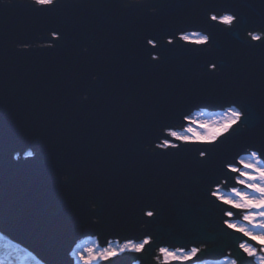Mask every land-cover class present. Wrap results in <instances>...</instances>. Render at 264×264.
Wrapping results in <instances>:
<instances>
[{"label": "water", "instance_id": "water-1", "mask_svg": "<svg viewBox=\"0 0 264 264\" xmlns=\"http://www.w3.org/2000/svg\"><path fill=\"white\" fill-rule=\"evenodd\" d=\"M28 2L0 5V231L48 264H61L73 238L96 237L107 246L108 239L123 242L139 231H151L162 245L207 248L206 260L224 259L234 241L221 231L220 209L226 206L214 198L210 203L209 193L219 185L228 191L240 186L226 163L264 148V52L214 33L211 54L186 52L194 46L185 44L165 52L153 68L143 57L142 37L180 27L199 30L205 6L232 9L257 27L261 0H150L160 7L155 19L121 11L117 0H62L56 13L43 17L24 8ZM50 27L67 33L60 48L37 45L30 54H14L16 39ZM167 39L165 47L172 48ZM85 44L86 57L80 54ZM209 59H221L223 71L205 75ZM233 101L250 113L247 132L217 145L182 144L188 151L176 155L141 150L151 140L149 153L175 152L155 148V137L168 130L162 125L183 129L189 123L181 113L219 112ZM202 147L211 154L198 165L195 150ZM29 149L37 158H20L19 165L8 155ZM225 176L233 178L225 184ZM85 194L103 205L99 229L80 217ZM145 204L159 209L151 225L139 223ZM87 207L100 211L94 200ZM156 256L153 249L141 264H158Z\"/></svg>", "mask_w": 264, "mask_h": 264}, {"label": "snow or ice", "instance_id": "snow-or-ice-1", "mask_svg": "<svg viewBox=\"0 0 264 264\" xmlns=\"http://www.w3.org/2000/svg\"><path fill=\"white\" fill-rule=\"evenodd\" d=\"M5 0H0L3 5ZM9 6L12 0H8ZM264 4V0H261ZM119 9L126 13L143 12L149 19H155L160 14V7L150 2V0H117ZM139 6V7H133ZM30 13L35 16L43 17L56 13L62 7V0H29L23 5ZM203 27L199 30H186L183 27L171 31H165L160 35L147 34L142 37V54L151 67H159L163 62L164 53L171 52L175 48H183V45H192V48L183 49L186 52L211 54L216 48V38L214 33H223L225 36L235 37L239 44L245 49H260L264 52V13H262L261 22L257 27L248 25L245 18L238 12L229 8L204 7ZM222 26V27H221ZM50 33V38L48 36ZM247 33L245 36L244 34ZM163 36H167V45L172 48H166L163 42ZM67 33L60 27H50L43 30L37 36H22L14 41L12 51L15 55L23 56L34 51L37 45L55 51L67 41ZM182 42V43H180ZM88 46H80V54L87 56ZM155 62V63H152ZM224 63L221 59H209L204 65V74L212 76L223 71ZM210 70V71H209ZM93 79H98L92 74ZM82 100H87V94L82 95ZM183 120L189 124H195L196 127H187L183 133L172 130L168 125L162 127L168 130L165 136L161 138L156 136L155 148L161 150L173 149L175 152H164L152 150V141H146L141 145V150L145 154L152 156L176 155L179 151H188L181 148V145H217L223 143L222 138H231V136L241 133L242 129L247 132L251 127L250 113L243 107L237 106L236 102H231L225 111L217 115V118L210 120H192L187 113H181ZM171 137V141L168 139ZM176 141L178 143H174ZM198 159L194 163L198 165L205 164L207 157L210 156L209 148H197ZM9 153L11 161L19 165V152ZM24 155L27 158L35 160L38 156L34 150H27ZM28 161H25L27 163ZM227 172L234 174L235 184L241 187H231L230 193L225 194L220 187L210 190L209 202H219L226 207L221 208V231L226 237L234 241L232 249L228 250L226 255L223 249H220L223 260H218L215 264H264V148L254 149L247 157L234 159L226 163ZM233 177H224V183L227 184ZM68 183L67 179L62 181ZM88 200H94L100 211L91 210L87 207ZM103 205L100 200L92 195L85 194L80 207V217L84 224L89 228L99 229L104 223ZM141 217L139 223L151 225L159 218V209L153 210V206L145 204L140 209ZM143 217H147L145 220ZM227 229L228 231H224ZM139 231V230H138ZM236 233L237 237L230 234ZM86 234V233H82ZM73 238L64 250L61 264H122V261H129L130 264H141L145 257L152 255L153 249L157 250L156 260L158 264H213L212 261L204 259L209 249L187 245L173 247L162 245L159 237L151 231H139L137 236L124 237L123 242L119 240H106L107 246L102 247L98 240L91 241L89 247H83ZM202 243H208L202 241ZM74 245V246H73ZM40 259L36 264H48V260L36 254Z\"/></svg>", "mask_w": 264, "mask_h": 264}, {"label": "rangeland", "instance_id": "rangeland-1", "mask_svg": "<svg viewBox=\"0 0 264 264\" xmlns=\"http://www.w3.org/2000/svg\"><path fill=\"white\" fill-rule=\"evenodd\" d=\"M203 116H204V112L203 111H198V112H196V113H193L191 116H190V118L192 119V120H195V121H199V120H210V119H214V118H217V115H215V116H210L208 119H206V118H203ZM200 118V119H199ZM198 119V120H197ZM194 126V128L196 127L195 125H193V124H189L188 126H186L185 128H187V127H193ZM185 128H183V129H176L175 131H177V132H180V133H183L184 132V129ZM170 140V139H169ZM171 141V140H170ZM172 142H174V143H176L175 141H172ZM248 155H250V154H248ZM248 155H245V156H243V157H247ZM20 158H27L25 155H23V156H20ZM221 185H219V186H216V187H220ZM215 187V188H216ZM238 187H241V186H238ZM221 188V191L222 192H224L225 194H229L230 193V191H228V190H225L224 188H222V187H220ZM93 240H98L96 237H88L87 238V240H83L84 241V243L81 245L82 246V248L83 247H89V246H92L91 245V241H93ZM113 241H115V240H113ZM102 246V245H101ZM102 247H104V246H102ZM19 249V248H18ZM19 250H21V251H23L24 252V250H22V249H19ZM7 253V252H6ZM6 253H2V251H1V254H5V255H3L4 257H0V264H20L19 262H21V260L22 259H25V257H24V255H26V256H28V257H30V258H32L31 257V255L29 254V253H26V252H24V254L21 252V253H18L17 255H14V256H7L6 255ZM8 254V253H7ZM30 255V256H29ZM221 260H223V259H221ZM30 261V262H29ZM29 261H27V263L28 264H33V262H32V260L31 259H29ZM35 261V260H34ZM213 262V264H215V262L216 261H212Z\"/></svg>", "mask_w": 264, "mask_h": 264}, {"label": "bare ground", "instance_id": "bare-ground-1", "mask_svg": "<svg viewBox=\"0 0 264 264\" xmlns=\"http://www.w3.org/2000/svg\"><path fill=\"white\" fill-rule=\"evenodd\" d=\"M206 111H209V110H206ZM225 110H222V111H219V112H223ZM211 112V111H209ZM219 112H211V113H219ZM222 186V185H221ZM0 233L2 234V236L0 235V257H4L3 255L5 254H1V251L2 253H6L7 256H14V255H17L18 253H23L26 252V253H29L31 255L32 258L24 255L25 259H22L21 262H19L20 264H28L27 261H29V259L32 260L33 264H36V261L38 259H40L39 257H37L35 254H33L31 252L30 249H28L26 246H24L23 244L13 240L11 237L7 236L5 233H3L2 231H0ZM4 235V236H3ZM88 238V237H87ZM87 238H82L80 240L77 241V243H80L81 245L84 243V239L87 240ZM118 240V239H117ZM116 241V240H115ZM120 241V240H119ZM22 249L24 250L21 251L19 249ZM29 255V256H30ZM35 260V261H34ZM30 262V261H29Z\"/></svg>", "mask_w": 264, "mask_h": 264}, {"label": "trees", "instance_id": "trees-1", "mask_svg": "<svg viewBox=\"0 0 264 264\" xmlns=\"http://www.w3.org/2000/svg\"><path fill=\"white\" fill-rule=\"evenodd\" d=\"M203 112H204V116H203V118H206V119H208L210 116H215V115H218V114H221V113H223V112H219V113H211V112H209V111H206V110H203ZM200 119V118H199ZM198 120V119H197ZM193 125H195V124H193ZM196 126V125H195ZM194 127V126H193Z\"/></svg>", "mask_w": 264, "mask_h": 264}]
</instances>
